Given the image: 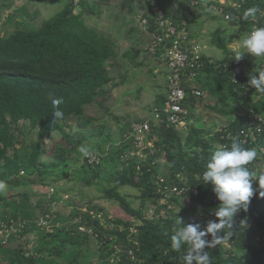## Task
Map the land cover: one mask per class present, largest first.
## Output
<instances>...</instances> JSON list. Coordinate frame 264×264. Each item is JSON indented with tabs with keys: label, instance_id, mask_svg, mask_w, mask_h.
<instances>
[{
	"label": "trees",
	"instance_id": "1",
	"mask_svg": "<svg viewBox=\"0 0 264 264\" xmlns=\"http://www.w3.org/2000/svg\"><path fill=\"white\" fill-rule=\"evenodd\" d=\"M64 1V8L38 28H18L0 36V181L6 186V190L0 192V264H59L58 261L92 264L87 253L93 243L98 263L111 264L113 248L123 247L131 219H143L148 209L146 206L133 209L120 190L133 187L141 191L142 199L158 204L160 196L155 193V182L161 172L156 161L161 158L165 160L163 171L169 181L180 186H197L198 194L189 193L183 199L174 197L169 215L161 221L144 220L139 227L141 247L137 257L143 264H182L188 246L184 245L180 251L172 250L171 236L180 226L177 224L179 218L185 224H199L201 230L206 228L208 221L217 219L214 212L220 202L212 185L202 184L201 179L197 181L196 175L202 176L218 142H227L214 135L211 127L210 130L201 129L199 120H194L185 133L151 125L150 138L156 140L153 150L143 151L148 155L146 161L131 155L136 150L127 140L131 130L129 124L121 142L107 148L102 141L96 140L94 132L83 139L75 138L69 121H80L83 126L94 123L93 118L86 117L87 108L102 105L104 96L120 86L108 69L109 61L116 56V44L106 34L88 26L85 13L96 15L97 4L115 1H120L122 10L133 11L136 0H97L91 5L87 0H80L78 6L71 0ZM198 1L203 5L207 0ZM226 1L231 5L239 4V8L229 6L226 11H230V20L237 23L243 36L254 25L263 26L264 0ZM143 5L146 11L142 16L150 21V33L155 32V7L163 9L167 18L188 32L191 18L197 12L190 8L187 0H148ZM250 9H255V13L249 14ZM216 40L225 57L210 60L203 56L204 66L191 84L207 94L212 103L204 101V97H195L191 86L183 84L187 96L185 105L202 106L210 110L211 115L224 117L226 123H231L229 130L236 132L243 123L241 118L233 122L237 107H251L264 116V94L248 84L250 74L258 75L256 72L264 70V59L248 73L245 59L235 60V53L229 50L226 40L221 37ZM139 53L138 49H132L126 57L135 61ZM245 89L248 90L247 98L240 96ZM256 95H261L260 99L253 103ZM54 99H62L59 106L64 113L62 119L53 117ZM165 99L166 96L158 97L154 109L160 110ZM56 134L65 146L57 143L53 159L43 160L47 153L44 141L53 140ZM81 145L98 153L100 163L88 164L78 151ZM227 145L230 147L231 142ZM69 179L79 180L89 187L101 185L105 198L118 202L128 219H112L111 222L106 219L102 225L99 220L82 213L71 199L65 201L72 206L68 216L52 212L50 203L60 202L65 194L69 195L60 185ZM34 183L48 187L46 193L53 189L51 199L44 196L32 203L34 195L30 186ZM254 189L247 210H241L234 217L233 229L221 230L218 233L221 239L214 242V247L205 249L211 264H264L263 243L256 241L258 236L264 237V196L260 195L264 189ZM183 200H188V204L182 203ZM86 207L103 212L94 205ZM46 215L51 217L48 221L52 231L39 225ZM77 217H81V223L72 222ZM246 218L253 221V226ZM80 226L92 229L98 239L80 231ZM120 226L124 231L118 230ZM205 239L211 241L213 237L208 235ZM120 264L129 263L124 258Z\"/></svg>",
	"mask_w": 264,
	"mask_h": 264
},
{
	"label": "rangeland",
	"instance_id": "2",
	"mask_svg": "<svg viewBox=\"0 0 264 264\" xmlns=\"http://www.w3.org/2000/svg\"><path fill=\"white\" fill-rule=\"evenodd\" d=\"M88 3L94 4L97 0H87ZM148 0H136L133 11L129 8L122 10L120 1L110 4H97L96 15L85 13L84 19L88 26L95 28L99 33L106 34L116 44V56L109 61L108 69L111 77L115 82L120 84L119 87L112 89L108 95L104 96V103L100 106L93 105L87 108L86 117L93 118L94 123L83 126L80 121L70 120L71 133L75 138H84L90 136L93 132L96 140L102 141L107 148L112 143L119 144L122 137L126 134V125H132L138 120L149 119L154 111L156 100L160 96L166 94V82L164 81L163 66L153 59L148 53L149 45L154 39V33H145L140 24L139 17L144 15L146 9L143 3ZM98 2V1H97ZM0 36L13 32L20 28L22 30H31L38 28L43 22L51 19L59 13L65 5L64 0H0ZM98 9V10H97ZM79 11V9H78ZM220 16L208 14L204 9L197 10L195 16L191 18L189 23V36L191 41L199 44L203 49V54L213 56L215 59L223 58L225 52L215 47L212 41L222 38L228 43L230 51L236 53V44L239 39L231 28V22L225 23ZM219 30L221 33H219ZM232 30V31H231ZM132 49L140 51L135 61H130L126 57ZM243 58L246 61L245 71L248 73L257 68V60L251 54L245 53ZM204 101L212 103V99L205 94ZM259 96L252 98L253 103L259 101ZM199 116H194L199 123L200 128L210 130L220 123H225V118L220 119L218 116L211 115L210 110L200 106ZM242 109L245 107H241ZM237 113L240 109H237ZM211 112V113H210ZM236 114V113H235ZM264 114V112H263ZM208 118V123L204 124V119ZM212 128V129H213ZM69 131V132H70ZM212 131V130H211ZM30 140V139H29ZM47 150L43 160L53 159L52 154L57 143H63L60 136L56 134L53 140H45ZM65 146V143H63ZM154 144H151L153 147ZM144 151V150H143ZM143 151L136 152L139 159L146 161L148 155ZM156 163L160 166V172L163 173V158L158 159ZM35 182V178H32ZM106 182L102 184L105 185ZM62 189L66 190L68 196L81 209H85L87 205H94L102 209L103 213L112 219H128L126 212L121 205L112 200L105 198L104 188L101 185L84 186V184L76 179H69L60 183ZM47 188L34 183L30 186V191L34 195L31 199L32 203H36L40 197H47L50 190L46 193ZM22 189V188H21ZM21 191V190H20ZM46 193V195H45ZM120 193L130 203L135 210H140L143 206L149 208L152 205L149 201L142 199L141 191L133 187H123ZM188 204V200L182 203ZM54 213L61 216H68L72 211V206L66 203L56 204L52 208ZM136 219V218H135ZM132 220V219H131ZM91 250L87 253L91 258L92 264L98 263L96 259L97 250L95 243L92 244ZM59 264H66L65 261Z\"/></svg>",
	"mask_w": 264,
	"mask_h": 264
},
{
	"label": "built area",
	"instance_id": "3",
	"mask_svg": "<svg viewBox=\"0 0 264 264\" xmlns=\"http://www.w3.org/2000/svg\"><path fill=\"white\" fill-rule=\"evenodd\" d=\"M77 5L80 0H71ZM191 9H204L207 13L220 16L224 20H230L231 13L226 11L229 6L233 8H239V4H229L226 0H207L203 5L198 0H187ZM153 14L155 17V32L154 39L149 45L148 53L150 56L157 60L158 63L166 68V99L164 100L163 107L160 110H154L152 115V123L155 126H164L166 129L177 130L178 132L185 133L189 126L194 124V116L201 114L199 107L191 108L186 106L187 100L186 90L183 84H189L192 88V95L197 98L204 97L205 94L197 88L194 79L198 75L199 71L203 68V49L199 44L191 41L188 31L180 29L171 19L166 17L163 9L159 7L153 8ZM264 20V13L262 14ZM139 24L144 32H149L150 21L148 18L140 16ZM256 27H264L261 25H254L251 31ZM250 31V32H251ZM235 82V81H234ZM240 96L247 98L248 90L245 89ZM261 96V95H259ZM237 107V106H236ZM240 111L233 116V122L238 118L243 119V123L239 130L236 132L230 131L229 126L231 123L217 124L212 132L214 135L220 136L222 140H225L227 144L231 142L233 136H239L242 141V146L245 148L255 149L258 153L257 160L248 167L254 171L259 172L258 165L264 163V116L252 109L251 107H237ZM193 111V112H192ZM232 122V123H233ZM208 123V118L204 119V124ZM151 123L150 121L135 122L131 125L129 137L127 140L132 142L136 151H133L131 155L137 156L136 152L143 151L145 149L153 150L151 144H154L155 138H150ZM218 142L217 146H223ZM229 146V145H227ZM90 156L85 157L86 161L90 165L99 164L100 156L96 152H90ZM163 164L165 160L163 158ZM180 176V175H178ZM182 176V175H181ZM202 176L196 175V180L200 181ZM181 178V177H179ZM202 180V179H201ZM156 190L155 193L159 195L160 200L158 204H152L145 210L143 219H132V224L127 228V236L123 241V247L114 246L111 258L109 262L111 264H120L125 258L129 264H143V261L137 257L140 251L139 241V227L143 224L144 220L158 222L169 215L172 206L170 204L174 197L186 198L188 194L197 196V186L184 184L182 186L176 184V182L169 181L165 171L160 173L156 177ZM259 187L258 181L254 183V188ZM54 192L50 189L48 193V200L51 199V195ZM69 200L68 196H63L60 202H51V210L56 207V204L65 203ZM167 207V210L164 209ZM82 213H87L91 216L92 220H99L102 225L105 224L106 219L111 222L112 218L107 217L103 212H97L89 210L87 207L82 209ZM51 217L46 215L41 218L39 225L46 227L49 231H52L49 219ZM250 226H253V221L246 218ZM73 223H81V217L75 218ZM112 228V224H110ZM80 231L87 232L93 238L98 239V234L92 229L86 230V228L80 226ZM120 232L124 231L123 227H119ZM7 231V230H6ZM256 241H261L264 246V237L258 236Z\"/></svg>",
	"mask_w": 264,
	"mask_h": 264
},
{
	"label": "clouds",
	"instance_id": "4",
	"mask_svg": "<svg viewBox=\"0 0 264 264\" xmlns=\"http://www.w3.org/2000/svg\"><path fill=\"white\" fill-rule=\"evenodd\" d=\"M255 11V9H250L249 14H254ZM235 47L237 49L235 60L237 61L242 59L245 53L251 54L256 59L264 58V27H256L246 33L239 39ZM256 73L258 75H249L248 84L258 93L264 94V70ZM61 103L62 99L52 101L53 117L56 119H62L64 116L59 107ZM153 112L150 118L144 121L152 123ZM78 151L83 157H88L91 154L89 147L84 145H81ZM257 157L258 153L255 149L242 146L239 136L232 137L230 147L227 145L217 146L212 153L201 179L204 185L211 183L212 191L220 202L214 212L217 219L208 221L204 230H201L199 224H185L181 218L177 220V224L180 226L171 236V249L180 251L184 245L188 246L182 256V264H211L209 253L205 249L214 247V242L221 239L218 235L221 230L233 229L234 217L241 210H247L254 196L256 191L254 183L258 181L259 188L264 189V163L258 165V174L248 167L249 164L257 160ZM5 190V183L0 181V192ZM260 195L264 196V192H261ZM208 235L213 237L211 241L205 239Z\"/></svg>",
	"mask_w": 264,
	"mask_h": 264
},
{
	"label": "crops",
	"instance_id": "5",
	"mask_svg": "<svg viewBox=\"0 0 264 264\" xmlns=\"http://www.w3.org/2000/svg\"><path fill=\"white\" fill-rule=\"evenodd\" d=\"M218 19H222V18H219L218 17ZM223 21L225 22V23H227V22H231V23H233V24H231V28H232V30H234V32L235 33H237L238 34V36H241V37H243V35L239 32V30H238V26H237V23L236 22H233L232 20H224L223 19ZM231 30V31H232ZM148 34H150V33H148ZM191 38V37H190ZM193 41V40H192ZM212 43H214V45H215V47L217 46L216 45V43L215 42H213L212 41ZM151 44V43H150ZM218 48V47H217ZM219 49V48H218ZM230 50V49H229ZM116 51V50H115ZM233 52V51H232ZM116 53H117V51H116ZM206 58H208V59H210V60H219V59H222V58H219V59H215V58H213V56H206V55H204ZM225 57V56H224ZM223 57V58H224ZM263 59L264 58H259L258 60H257V63L258 64H260V63H262L263 62ZM258 64H256L257 66H258ZM163 66V65H162ZM163 70H164V81L166 82V75H167V71H166V68L163 66ZM164 96H166V94L164 95ZM150 118V117H149Z\"/></svg>",
	"mask_w": 264,
	"mask_h": 264
}]
</instances>
